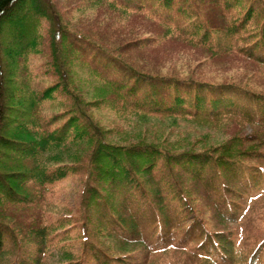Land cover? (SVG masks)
<instances>
[{"label":"trees","instance_id":"obj_1","mask_svg":"<svg viewBox=\"0 0 264 264\" xmlns=\"http://www.w3.org/2000/svg\"><path fill=\"white\" fill-rule=\"evenodd\" d=\"M21 1L0 0V36L14 40L8 51L0 45V264H161L171 252L192 264H264V242L244 252L228 228L264 186V90L149 72L138 62L171 40L264 69V5L80 0L79 11L130 22L133 30L119 28L124 40L105 45L73 31L53 0H29L30 11L10 18ZM211 9L217 19L203 14ZM44 22L57 82L39 91L30 81L4 103L6 85H20L9 67L40 51ZM232 124L251 132L215 143L199 137L197 146L181 131L226 135ZM71 177L81 186L75 213L45 216L48 194Z\"/></svg>","mask_w":264,"mask_h":264},{"label":"rangeland","instance_id":"obj_2","mask_svg":"<svg viewBox=\"0 0 264 264\" xmlns=\"http://www.w3.org/2000/svg\"><path fill=\"white\" fill-rule=\"evenodd\" d=\"M28 1L29 0H22L18 4L22 6V8L15 9L9 17L18 18L25 11H30V9H27L25 6ZM79 1L80 0H53L57 9L63 15L65 21L73 31L83 33L95 40L102 39L105 45L108 43L112 45L124 40L122 37L123 31L133 30V28L128 26L130 23L128 19L123 20L121 16L117 15V13H113L112 17L109 15V19L111 20L107 21L105 16L102 13L100 14V11L83 12L84 9L79 11L80 8L78 9V7L83 6L82 4H78ZM259 1L264 5V0ZM40 7L41 6L38 7V5H35L36 10H39ZM41 8L44 11V8ZM28 13L29 12L26 14ZM211 13L213 14H207L203 11V14L206 17H214L215 19L219 17L218 11L211 9ZM28 18H31V16ZM30 20L31 19H29V21ZM27 24H29L28 21H24L21 24V27L24 28ZM125 24L126 26H124ZM120 27H125L126 29L121 31L119 30ZM143 27L145 26L143 25ZM42 28L41 34L43 37V44L42 48L38 47L41 53L40 51L38 53L34 52L35 54L31 53L29 55V60L24 63L22 67L18 66L14 70L13 67H9L11 72L9 75H13L14 72H17L16 75L18 76L15 75V81H18L20 85L17 89L13 88V90H10L9 88L11 85H6V88L9 90L6 91L4 96V103L11 99L15 91L20 92L21 88H23V84L29 85L30 81L39 91H43L49 85L57 82V77L50 68L51 57L48 25L44 22ZM113 28L114 33L112 34V32L110 33V29ZM4 29L8 30L6 26ZM144 32L147 35L149 30H144ZM115 33L116 36L114 35ZM0 40V45L3 51H8L14 44V40L9 37V34L6 35L3 33V35L0 36ZM138 62L142 70H147L149 72L160 71L167 75H189L203 80V82H208L210 80H230L229 82H239L240 84L247 85L256 90H264V69L257 64L235 56L213 59L204 54L201 50L192 48L181 42L171 40L166 41L159 47L145 52L139 58ZM11 77H14V75ZM53 112H56V110L47 109L45 114L49 116ZM7 117L11 118L12 116L8 115ZM101 117L103 123L107 127V122L111 119V115L104 113ZM157 125L158 124L155 125L154 123L150 124V126H153V129H155V126ZM179 125L185 126L183 124ZM162 126L159 129L169 130L170 127H172L168 123H163ZM227 127L225 130L227 132L226 135L223 132H217L215 130L199 128L196 126L182 127L181 131L190 134L187 139L195 141L197 138L203 137L205 138L204 142L207 143H215L228 138L231 135L249 134L251 132L249 129H241L234 124L228 125ZM159 129L156 128V130ZM202 144L203 141L201 140L197 142V146H201ZM80 189L81 186L78 177L77 179L71 177L64 182L57 184L54 187V192L48 194L49 203L47 204H49V206L47 210L51 212V214L46 212L45 216L49 217L52 215L54 218L62 215H73L76 211ZM247 197L246 202L241 205L238 225L228 226V228L236 234L237 244L244 252H250L255 249L257 242H264V186L260 189H256L252 195ZM0 211H2V209H0ZM69 249L71 252H76L78 251V246L69 247ZM161 264H192V262L185 254L171 252L165 256L163 262L161 261Z\"/></svg>","mask_w":264,"mask_h":264}]
</instances>
